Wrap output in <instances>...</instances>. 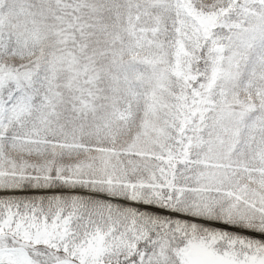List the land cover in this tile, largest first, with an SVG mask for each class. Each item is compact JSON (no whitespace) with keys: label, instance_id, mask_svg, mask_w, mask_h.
Instances as JSON below:
<instances>
[{"label":"snow or ice","instance_id":"obj_1","mask_svg":"<svg viewBox=\"0 0 264 264\" xmlns=\"http://www.w3.org/2000/svg\"><path fill=\"white\" fill-rule=\"evenodd\" d=\"M0 264H264V0H0Z\"/></svg>","mask_w":264,"mask_h":264}]
</instances>
